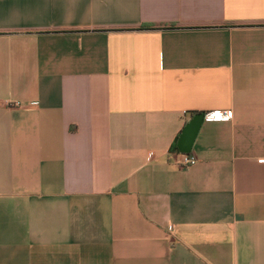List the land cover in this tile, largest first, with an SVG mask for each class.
<instances>
[{
    "label": "crops",
    "instance_id": "obj_1",
    "mask_svg": "<svg viewBox=\"0 0 264 264\" xmlns=\"http://www.w3.org/2000/svg\"><path fill=\"white\" fill-rule=\"evenodd\" d=\"M0 264H264V0H0Z\"/></svg>",
    "mask_w": 264,
    "mask_h": 264
},
{
    "label": "water",
    "instance_id": "obj_2",
    "mask_svg": "<svg viewBox=\"0 0 264 264\" xmlns=\"http://www.w3.org/2000/svg\"><path fill=\"white\" fill-rule=\"evenodd\" d=\"M206 113L197 114L182 130L177 141V146L181 154H189L205 121Z\"/></svg>",
    "mask_w": 264,
    "mask_h": 264
},
{
    "label": "built area",
    "instance_id": "obj_3",
    "mask_svg": "<svg viewBox=\"0 0 264 264\" xmlns=\"http://www.w3.org/2000/svg\"><path fill=\"white\" fill-rule=\"evenodd\" d=\"M214 113H209L207 114V116L213 115ZM222 115L224 116H228L230 115L229 111L226 112H221ZM179 160H178V165L182 168H190L195 166L198 163V158L197 156H195L194 154H179L178 155Z\"/></svg>",
    "mask_w": 264,
    "mask_h": 264
},
{
    "label": "trees",
    "instance_id": "obj_4",
    "mask_svg": "<svg viewBox=\"0 0 264 264\" xmlns=\"http://www.w3.org/2000/svg\"><path fill=\"white\" fill-rule=\"evenodd\" d=\"M154 26H155V25H143V26L141 27V29H142V30H151V29L154 28ZM194 114H196V113H194ZM174 151L177 152V146H176V145H175V147H174Z\"/></svg>",
    "mask_w": 264,
    "mask_h": 264
}]
</instances>
